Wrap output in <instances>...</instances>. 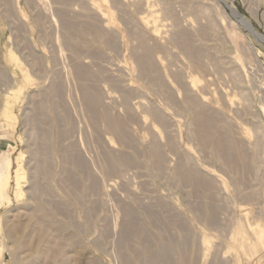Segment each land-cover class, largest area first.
<instances>
[{
    "label": "rangeland",
    "instance_id": "obj_1",
    "mask_svg": "<svg viewBox=\"0 0 264 264\" xmlns=\"http://www.w3.org/2000/svg\"><path fill=\"white\" fill-rule=\"evenodd\" d=\"M9 161L0 264H264V0H0Z\"/></svg>",
    "mask_w": 264,
    "mask_h": 264
},
{
    "label": "bare ground",
    "instance_id": "obj_2",
    "mask_svg": "<svg viewBox=\"0 0 264 264\" xmlns=\"http://www.w3.org/2000/svg\"><path fill=\"white\" fill-rule=\"evenodd\" d=\"M63 15V14H62ZM64 18H63V20L65 19V16H63ZM66 21V20H65ZM68 21V20H67ZM66 21V23L68 24L69 23V21L67 22ZM150 23V22H149ZM152 23H154V22H152ZM83 90H86V88L85 89H83ZM89 90V89H88ZM83 93H85V94H83L84 96H87V99L89 100V105L91 106V108H92V111H95L96 110V108L97 109H99V107H97L99 104H98V101H97V99H93V97L92 96H90L91 94H90V92L89 91H83ZM93 105H95V108L93 107ZM92 114H94V112H92ZM96 114V113H95ZM94 114V115H95ZM202 130H204V129H202ZM205 132V134H204V137H205V139L206 140H208L209 138L211 139V137H210V135H209V133L208 132H206V130L204 131ZM213 139V138H212ZM10 161L9 162H7L6 164H5V166H3V168H2V170L0 171V190H2V188L6 185V183H7V180H8V172H9V169H10ZM17 185H19V179H18V181H17ZM19 187V186H18ZM0 198H1V196H0ZM128 212H130V211H127V215H129V214H131V212L130 213H128ZM127 217H129L130 219H128V220H130L129 222H131L133 219H131V215H129V216H127ZM133 222V221H132ZM131 222V223H132ZM129 224V223H128ZM127 224V225H128ZM132 224H129L128 225V227L127 228H129V231H131L132 230ZM126 228V229H127ZM129 235V234H128ZM124 236L125 237H127V235H125L124 234Z\"/></svg>",
    "mask_w": 264,
    "mask_h": 264
}]
</instances>
